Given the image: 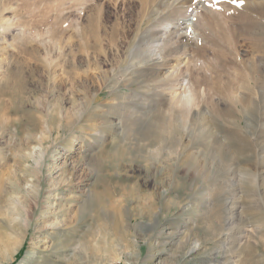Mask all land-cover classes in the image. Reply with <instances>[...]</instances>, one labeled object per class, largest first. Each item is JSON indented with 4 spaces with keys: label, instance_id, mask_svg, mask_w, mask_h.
Listing matches in <instances>:
<instances>
[{
    "label": "rangeland",
    "instance_id": "rangeland-1",
    "mask_svg": "<svg viewBox=\"0 0 264 264\" xmlns=\"http://www.w3.org/2000/svg\"><path fill=\"white\" fill-rule=\"evenodd\" d=\"M75 263L264 264V0H0V264Z\"/></svg>",
    "mask_w": 264,
    "mask_h": 264
},
{
    "label": "bare ground",
    "instance_id": "bare-ground-1",
    "mask_svg": "<svg viewBox=\"0 0 264 264\" xmlns=\"http://www.w3.org/2000/svg\"><path fill=\"white\" fill-rule=\"evenodd\" d=\"M72 80V79H71ZM74 81V80H73ZM78 81V80H77ZM79 82V81H78ZM74 83V82H73ZM74 84H76V83H74ZM182 100H186V98H185V96L184 95H181L180 96V101H182ZM25 104V103H24ZM35 108V107H34ZM29 116V115H28ZM29 119H31L33 122V124H32V126H34V125H36L35 124V120H34V118L32 119V116H29ZM34 128V127H33ZM159 224V222L157 223V225ZM155 234L156 235H154V237L155 236H159L161 233H159L157 230L155 231ZM90 246L88 245V248H89ZM121 258V256H120V254H113V258H112V260H114V261H118L119 259ZM111 260V259H110ZM75 264H77V263H75Z\"/></svg>",
    "mask_w": 264,
    "mask_h": 264
},
{
    "label": "snow or ice",
    "instance_id": "snow-or-ice-1",
    "mask_svg": "<svg viewBox=\"0 0 264 264\" xmlns=\"http://www.w3.org/2000/svg\"><path fill=\"white\" fill-rule=\"evenodd\" d=\"M241 6H242V4H241Z\"/></svg>",
    "mask_w": 264,
    "mask_h": 264
}]
</instances>
